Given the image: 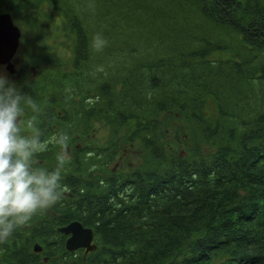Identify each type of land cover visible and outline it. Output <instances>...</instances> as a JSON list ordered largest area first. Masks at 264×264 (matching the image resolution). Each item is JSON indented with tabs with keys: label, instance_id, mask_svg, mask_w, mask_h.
<instances>
[{
	"label": "trees",
	"instance_id": "obj_1",
	"mask_svg": "<svg viewBox=\"0 0 264 264\" xmlns=\"http://www.w3.org/2000/svg\"><path fill=\"white\" fill-rule=\"evenodd\" d=\"M44 7L70 28L74 66L25 84L22 115L42 142L68 135L62 166L58 143L35 157L59 167L61 216L94 231L85 260L264 264V0H0L13 15ZM179 111L183 154L179 135L158 129ZM124 131L142 146L131 162Z\"/></svg>",
	"mask_w": 264,
	"mask_h": 264
},
{
	"label": "clouds",
	"instance_id": "obj_2",
	"mask_svg": "<svg viewBox=\"0 0 264 264\" xmlns=\"http://www.w3.org/2000/svg\"><path fill=\"white\" fill-rule=\"evenodd\" d=\"M106 44L100 35L94 37L96 51H101ZM22 102L30 103L26 94L0 73V243L7 242L33 216L59 202L66 191L61 184L59 167L52 172L38 167L35 156L46 151L49 142L58 143L62 153L57 159L62 166L68 159V135L62 133L59 138L53 136L44 142L39 131L22 135ZM32 107L35 109L34 104ZM34 121L35 117L27 122V127L32 128Z\"/></svg>",
	"mask_w": 264,
	"mask_h": 264
},
{
	"label": "rangeland",
	"instance_id": "obj_3",
	"mask_svg": "<svg viewBox=\"0 0 264 264\" xmlns=\"http://www.w3.org/2000/svg\"><path fill=\"white\" fill-rule=\"evenodd\" d=\"M49 10V7H44V10L41 11H30L18 14L15 13L14 15L10 12H0L10 13L15 24L20 27L22 32L19 48L12 59L16 69L15 73L12 74L8 68L4 66L5 64L0 63V73L6 75L8 80L14 83L19 90H21L25 84H29L31 80L41 71H48L51 69H71L74 66V52L68 45L71 34L70 28L66 23H63L62 18L64 17L61 13ZM48 14L51 16H47ZM213 105L215 106V104ZM205 107L206 114H209L210 111H214L207 105H205ZM162 117L163 118L159 122L158 129L168 128L172 136L179 135L178 137L181 141L180 143L173 142L174 148L178 150L180 149L183 154V147L186 145V134L184 133L187 128L186 118L183 116L181 111L169 112ZM20 120L22 122V126L24 127L25 134H30L29 129L25 127L26 121L22 114ZM94 125L96 133L93 137H95L96 140H102V137L107 132L106 125H103L99 120H96ZM21 134H23V132ZM128 134L129 133L126 131L121 134L122 137L119 140V147L121 149V157L124 160H130L129 162H131L132 159L136 160L135 156L138 155L136 153L140 152V148L142 146H140L139 142L133 141ZM72 142L75 145L78 144V146H82L85 144L86 139L78 136ZM67 149V151H71L70 153L67 152L69 159V157H72L74 153L72 147H68ZM58 151L59 150H53L51 152L53 154H49V156L57 154ZM60 153H62V147H60ZM44 155L46 157V153ZM35 159L37 160L36 157ZM138 160L140 161L139 157ZM131 166L134 167L135 164H131ZM68 211L69 209L66 211L64 209L62 211L57 210L56 212L54 210L51 211L47 209V216L58 217L63 215V213L68 214ZM57 212H60V215ZM90 252H85V250L81 251L79 255L80 261L76 264H89L90 262L88 259L85 260V257L90 255Z\"/></svg>",
	"mask_w": 264,
	"mask_h": 264
},
{
	"label": "flooded vegetation",
	"instance_id": "obj_4",
	"mask_svg": "<svg viewBox=\"0 0 264 264\" xmlns=\"http://www.w3.org/2000/svg\"><path fill=\"white\" fill-rule=\"evenodd\" d=\"M4 66L7 67V64ZM25 127L28 128L27 122H25ZM22 132V135H29V133L25 134L23 126ZM37 161L39 162L38 167L44 165L53 168L50 161L46 163L45 159L41 158H38ZM49 172L52 171L49 170ZM61 202L58 203L57 209H53L54 205L48 209L55 212L61 211ZM57 213L60 215V212ZM72 221L75 220L61 215L48 217L47 209L36 214L26 226L18 227L7 242L0 243V264H10L11 262L13 264H70L72 254L79 256L81 251L85 250L89 253L95 250L97 248L95 237H93L92 244L96 247L93 250L88 251L86 248H80L73 251L68 249L67 241L72 234L62 229Z\"/></svg>",
	"mask_w": 264,
	"mask_h": 264
},
{
	"label": "water",
	"instance_id": "obj_5",
	"mask_svg": "<svg viewBox=\"0 0 264 264\" xmlns=\"http://www.w3.org/2000/svg\"><path fill=\"white\" fill-rule=\"evenodd\" d=\"M22 32L10 13H0V63L7 64L8 70L13 74L16 69L12 62L19 45ZM71 233L67 241L70 250L86 248L93 250L96 246L92 244L94 233L91 228L85 227L80 221H72L62 229Z\"/></svg>",
	"mask_w": 264,
	"mask_h": 264
},
{
	"label": "bare ground",
	"instance_id": "obj_6",
	"mask_svg": "<svg viewBox=\"0 0 264 264\" xmlns=\"http://www.w3.org/2000/svg\"><path fill=\"white\" fill-rule=\"evenodd\" d=\"M15 56V55H14ZM6 67V66H5ZM67 240V239H66ZM65 244H66V242H65ZM66 247V246H65Z\"/></svg>",
	"mask_w": 264,
	"mask_h": 264
}]
</instances>
